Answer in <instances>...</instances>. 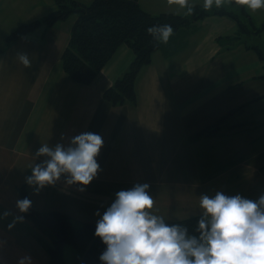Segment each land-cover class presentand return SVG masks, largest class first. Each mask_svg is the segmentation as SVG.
Wrapping results in <instances>:
<instances>
[{"label": "crops", "instance_id": "crops-1", "mask_svg": "<svg viewBox=\"0 0 264 264\" xmlns=\"http://www.w3.org/2000/svg\"><path fill=\"white\" fill-rule=\"evenodd\" d=\"M55 7L54 0H0V212L10 211L0 219L2 264H17L25 254L32 256V264L49 259L36 241L33 222L16 208L18 188L24 184L34 207L69 214L75 223H96V210L102 213L117 190L135 182L150 183L154 209L169 220L200 214L202 192H239L252 199L264 193V98L224 119L216 134L190 137L264 94V77H259L264 60L242 42L225 48L217 41L231 34L235 20L213 14L201 19L205 29L196 36L189 29L182 36L173 31L142 68L135 102L110 104L103 100V91L134 57L126 44L89 84H80L67 76L61 61L74 15L6 41L19 24ZM186 39L192 40L190 48L184 47ZM174 44L179 48L168 53ZM19 52L29 54L30 66L19 60ZM228 65L232 72H227ZM200 108H206L201 116ZM83 131L104 139L97 177L84 191L62 179L33 192L25 177L31 174L28 167L36 149L41 143L67 144ZM17 214L25 219L9 229Z\"/></svg>", "mask_w": 264, "mask_h": 264}, {"label": "clouds", "instance_id": "clouds-1", "mask_svg": "<svg viewBox=\"0 0 264 264\" xmlns=\"http://www.w3.org/2000/svg\"><path fill=\"white\" fill-rule=\"evenodd\" d=\"M222 0H215L219 6ZM251 10L264 8V0H238ZM213 0H205L211 7ZM149 33L167 42L173 33L171 25H155ZM19 60L30 66L26 52L17 53ZM64 134H61L63 138ZM104 144L101 134L83 131L69 138L67 144L41 143L33 154L25 177L33 192L63 181L85 190L101 170L97 157ZM43 156L37 162V158ZM149 182H135L121 188L101 213L94 235L106 245L99 255L101 264H264V193L252 199L237 192L222 190L200 193V214L194 229L169 218L154 209L155 198ZM19 213L27 212L33 201L24 196L16 200ZM10 215L0 212V219ZM23 215H14L7 227L11 229ZM3 241H0V245ZM2 264V262H0ZM17 264H32V256L25 254Z\"/></svg>", "mask_w": 264, "mask_h": 264}, {"label": "trees", "instance_id": "trees-1", "mask_svg": "<svg viewBox=\"0 0 264 264\" xmlns=\"http://www.w3.org/2000/svg\"><path fill=\"white\" fill-rule=\"evenodd\" d=\"M54 1L55 9L39 19L19 24L7 35L6 41L9 43L41 25L50 27L74 15L68 43L61 53V61L67 76L80 84H89L116 49L121 44H126L133 51L134 57L113 84L103 91V100L110 104L135 102V84L139 74L142 68L151 62L153 52L162 46V40H156L149 33L150 26L171 25L176 36L179 35L180 28L188 29L193 21L201 20L208 15L228 16L236 21L238 30L232 34L218 36L217 41L225 48L242 42L247 48L254 49L259 59L264 60L263 53L254 42L250 44L242 39V34L251 33V31L252 33L260 32L261 27L254 28V31L249 29L234 10L218 7L207 11L195 5L189 7L190 16H183L172 12L154 14L143 8L139 0H92L89 4H82L77 0ZM236 1L238 2L235 0V3ZM239 6L243 14L247 15L245 6L240 3ZM175 46L176 44L168 53L177 50L180 45ZM259 77H264V72ZM261 98H264V94L231 109L217 122L190 137L195 139L202 135L216 134L224 119ZM18 191L21 198L29 197L25 184L21 185ZM25 216L33 222L36 241L47 252L49 258L47 264H65L64 245H70L81 254L79 264H101L99 255L106 245L99 236L94 235L96 223L90 221L75 223L69 214L56 210L40 211L33 204L25 212ZM198 216L199 214H196L179 220H168V222H181L192 230Z\"/></svg>", "mask_w": 264, "mask_h": 264}, {"label": "rangeland", "instance_id": "rangeland-1", "mask_svg": "<svg viewBox=\"0 0 264 264\" xmlns=\"http://www.w3.org/2000/svg\"><path fill=\"white\" fill-rule=\"evenodd\" d=\"M205 0H140V4L143 8H145L146 10L152 12V13H161V12H172V13H176L179 15H183V16H190V9L189 7L191 6H195L198 5L199 8H204L207 11H211L213 9H216L218 7H223L225 9L228 10H234L240 19H242L241 21L243 23H245V26H248L249 29L254 31V28L256 27H261V32H255V33H245L242 34V39H244L247 43H252L253 41H255L258 45V47L260 48V50L262 52H264V8L262 9H257V10H251V9H246L247 11H249L248 14L251 15V20L249 19V15H245L243 14L241 7L239 6V4L237 3H233V0H222L221 4L218 6L215 3V0H213V4L211 7H205L204 6ZM206 22V21H205ZM189 30H193L195 31L194 34L190 35V36H196L199 33H203L204 29H205V23L204 20H197V21H193L190 26L188 27ZM236 30H238V26L236 25L234 30L231 32L234 33ZM187 31L185 29L180 28L179 29V35L182 36V34L186 33ZM177 35V36H179ZM189 41H185V48H190V43L192 42L191 39H186ZM158 54V53H156ZM157 56V55H156ZM156 60H159L161 62V59L159 57H156ZM247 63V62H246ZM237 64V63H236ZM233 65V69H237L238 66L237 65ZM232 72V68L229 67V65L227 66V72ZM206 108H200V116L204 114V110ZM193 139V138H192ZM193 203H195V200L193 201ZM110 203H106V205H108ZM98 219L97 214H95ZM91 217V216H90ZM78 225V224H77ZM33 233V232H32ZM30 233V234H32ZM35 236V234H34ZM42 252L44 254L45 251L43 250V248L40 246ZM63 258H64V262L65 264H79L80 259H81V254L77 251H75L70 245H64L63 247Z\"/></svg>", "mask_w": 264, "mask_h": 264}]
</instances>
